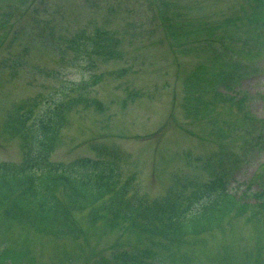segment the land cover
Masks as SVG:
<instances>
[{
    "label": "rangeland",
    "instance_id": "1",
    "mask_svg": "<svg viewBox=\"0 0 264 264\" xmlns=\"http://www.w3.org/2000/svg\"><path fill=\"white\" fill-rule=\"evenodd\" d=\"M255 1L0 0V161L21 158L18 141L2 131L12 105L36 95L56 100L65 85V96L90 100L68 114L52 161L118 157L135 179L132 194L148 202L183 175L225 173L239 194L263 187L264 22L254 18ZM95 28L119 40L118 58L77 49V34ZM209 84L234 100H217ZM75 215L84 229L77 241L39 237L0 216V264H111L114 254H161L160 264H264V217L231 220L149 254L130 219L113 227Z\"/></svg>",
    "mask_w": 264,
    "mask_h": 264
},
{
    "label": "trees",
    "instance_id": "2",
    "mask_svg": "<svg viewBox=\"0 0 264 264\" xmlns=\"http://www.w3.org/2000/svg\"><path fill=\"white\" fill-rule=\"evenodd\" d=\"M255 2L254 18L262 24L264 0ZM198 29L204 30L202 26ZM167 30L177 41L174 30ZM72 42L89 56L119 57V40L101 28H95L92 34L82 31ZM99 81L95 77L92 86ZM215 81L218 83L219 75ZM224 81L228 88L227 79ZM68 89L62 85L56 100L52 95L22 99L5 114L2 131L18 141L21 152L18 162L0 161V216L5 222L39 237L77 241L84 229L75 214L85 212L88 225L118 227V218L130 219V230L136 229L148 240L150 254L151 248H178L187 240L212 234L231 220L263 219L264 186L239 194L229 189L225 173L212 172L207 179L176 176L163 196L148 202L132 194L135 179L127 178L118 157L82 156L68 162L52 161L50 156L59 146L68 114L79 103L87 105L90 100L67 97L64 93ZM209 91L217 100H234L213 84H209ZM110 259L111 264H160L162 260L161 254H156L153 262L146 256L122 254L111 255Z\"/></svg>",
    "mask_w": 264,
    "mask_h": 264
}]
</instances>
